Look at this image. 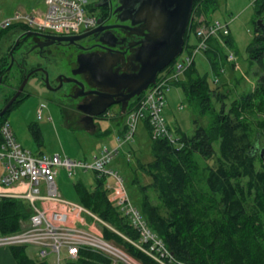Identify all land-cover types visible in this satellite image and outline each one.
Instances as JSON below:
<instances>
[{
  "label": "trees",
  "instance_id": "1",
  "mask_svg": "<svg viewBox=\"0 0 264 264\" xmlns=\"http://www.w3.org/2000/svg\"><path fill=\"white\" fill-rule=\"evenodd\" d=\"M216 2L193 0L192 9L198 6L205 16L204 20L208 21L211 18L209 11ZM254 4L252 20L255 32L246 46V52L250 61L264 70V27H258L256 22L258 17L264 15V0H254ZM196 26L190 15L184 47L192 46L188 37ZM9 30L13 28L1 29L0 35ZM222 37L224 43L233 48L234 41L229 33ZM221 48L217 37L208 39L205 53L215 76L222 70L218 59ZM6 64V61L0 60V73L5 70ZM260 79L263 81L264 76ZM173 84L183 89L199 115H209V121L202 125L194 119L193 134L179 132V144L175 145L166 138L153 136L147 119L143 120L150 136L152 159L146 163L139 160L137 167L150 176L151 181L146 185H137L142 195L138 208L150 229L176 259L190 264H264V156L260 155V133L254 140L250 139L243 113L252 95H242L226 110L224 98L227 93L209 86L208 75L199 74L195 60L184 71V77ZM24 96L21 92L11 106ZM212 97L222 102L218 109L212 106ZM4 119V115L0 116V124ZM29 128L35 140L39 141L41 133L38 126L30 124ZM125 130L123 123L122 131ZM215 141H218L216 163L206 166L202 179L204 187H201L194 177L197 167L195 155L205 159L214 157ZM257 159L260 167L256 165ZM94 175L91 188L77 181L74 189L80 204L117 231L102 224V236L142 264H160L122 236L137 240L138 232L129 223L128 217L114 205L106 188V178L97 172ZM242 179H245L244 186ZM149 187L156 191L160 204L151 201L146 193ZM247 194H253V211L246 205ZM29 215L25 200L1 198L0 232L21 230ZM11 251L16 264H49L46 259L30 256L26 252V245H13ZM70 264H113V261L100 252L80 248L77 258Z\"/></svg>",
  "mask_w": 264,
  "mask_h": 264
},
{
  "label": "rangeland",
  "instance_id": "2",
  "mask_svg": "<svg viewBox=\"0 0 264 264\" xmlns=\"http://www.w3.org/2000/svg\"><path fill=\"white\" fill-rule=\"evenodd\" d=\"M87 1L86 7L91 9V11L93 10V13L98 15L102 8L94 7V3L97 0ZM254 5V0H217L215 7L209 11L211 18L208 21L204 20L205 16L199 10L198 6L192 9L191 15L193 22L197 23V26L214 19L228 23L229 35L234 41V46L230 48L223 43V37H217L219 45H222L220 50L221 57L218 58L219 65L222 68L221 72L216 76L214 75L205 51L197 53L195 56V66L199 74L208 75V83L211 88H216L219 91L227 93V96L224 98L226 110L233 101H239L242 95L249 93L252 95L249 101L250 104L246 105L244 109V119L248 123V134L250 139L254 140L257 133H260L259 144L264 148V80L262 81L260 79L261 76H264V70L255 62H251L246 52V46L255 32L252 20L254 17ZM43 9V0H0V12L3 14L30 12L37 17L41 15ZM258 19L264 24V15L258 17ZM18 30L21 29L9 30L0 35V60L8 63V52L13 45V38ZM30 30L32 29L26 31ZM188 41L192 44L196 42L194 32L189 35ZM186 50L187 47H184L183 53H185ZM230 52L235 56L234 62L229 61L227 57L224 58V56ZM63 58L62 54L59 53L50 54L47 55V58H41L40 64L45 66V69L53 75L55 72L63 69V65L65 64ZM33 61L34 56H31V60L27 62V66L29 67ZM174 61L176 60L173 59L165 66L158 73L157 78L162 71L168 69ZM8 76V80L0 84V109L8 101L4 102V100L10 96L12 91L15 92L19 85V69L16 66L13 67ZM183 77L184 73L181 78ZM40 81L41 79L38 74L30 76L22 90L23 95H25L24 98L18 100L13 106H11L12 103L10 105L11 108L9 107L3 114L4 118L9 122L16 140L22 147L30 150L32 154H53L58 152L73 159L91 160L104 146L113 148L118 144L117 137L123 139L125 132L122 131V125L125 123L126 119L117 106L113 105L106 116L96 118L94 121V129H85L76 120L67 118L66 114L63 112L61 100L56 99L58 98V94H54L47 90L46 87L42 86ZM165 94L166 104L163 107V116L167 121L169 129L176 137H179V132L181 131L187 134H193L195 129L194 119L202 125L208 123L209 115H199L194 106L187 100L180 86L172 84L168 90L165 91ZM221 103V101L212 97V106L216 109L219 108ZM39 106H43L40 117H38L37 112ZM69 118H71V116ZM30 124H36L38 126L41 133V139L39 141L35 140L32 135L29 128ZM213 146L216 151L214 157L205 159L195 155L197 167L196 171H194V177L195 181L198 182L201 187H204L202 179L206 173V166H214L216 163L215 159L216 156H218V141H215ZM128 157L130 158L129 161L127 160ZM151 159L150 136L148 130L144 126L143 120H139L132 139L122 143L117 155L109 164L110 168L117 170L123 178L130 201L137 208L142 199L141 192L138 190L137 185H146L151 181L150 176L137 167V163L139 160L146 163ZM256 165L260 167L258 159L256 160ZM94 177V171L92 170L78 168L72 176H68L66 171L60 168L56 176V184L59 192L65 199L79 202L74 189V183L80 181L91 188L94 184ZM106 180L110 185L113 184V179L111 177L107 176ZM241 183L244 186L245 179H242ZM109 193L111 195V192ZM146 193L153 203L160 204V199L156 191L151 187L146 190ZM247 195L246 205L253 211L255 210L253 205V194ZM113 203H115L114 200ZM86 218L101 234L102 224L108 226L110 229H114L106 222L105 224L93 218L90 221L91 218L88 216H86ZM143 218L146 220L144 216ZM129 223L131 224L130 221ZM146 223L148 225L147 220ZM132 227L134 228L133 225ZM111 242L114 243L113 241ZM33 247L36 248L33 245H26V252L31 256L33 254L31 253ZM45 259L49 264H57L56 255L54 253H50ZM72 261L73 260L69 261L61 258L60 264H70ZM136 261L142 264L139 260L136 259ZM124 262L125 261H123V263ZM113 264L119 263L113 262Z\"/></svg>",
  "mask_w": 264,
  "mask_h": 264
},
{
  "label": "built area",
  "instance_id": "3",
  "mask_svg": "<svg viewBox=\"0 0 264 264\" xmlns=\"http://www.w3.org/2000/svg\"><path fill=\"white\" fill-rule=\"evenodd\" d=\"M87 3V0H43L44 9L37 17L30 12H0V30L12 27L14 30L32 29L56 35H75L93 28L97 23L98 15L86 7ZM228 33V23L218 19L196 26V42L185 53L183 46L174 58L176 61L139 94L124 114L126 130L123 139L117 137L118 144L113 148L104 146L91 160L73 159L58 152L34 155L21 146L9 122L4 119L0 124V199L11 197L26 200L30 215L27 225L21 230L0 234V246L33 245L41 259L54 253L57 264H60L61 258L75 260L80 248L100 252L115 263L125 261L128 264H140L120 246L104 238L86 216L91 218L90 221L92 218L105 223L104 221L79 202L65 199L59 192L56 184L58 169L62 168L68 176H72L76 169L81 168L113 179L112 185L106 180L111 199L138 231L137 240L122 235L126 240L160 264H190L176 259L163 241L149 229L139 209L131 203L123 178L109 164L122 143L132 139L139 120L147 119L153 136L179 144L178 137L169 129L163 116L165 91L181 78L197 53L208 48L210 37L219 38ZM227 59L234 62V54H227ZM40 116L38 111V117Z\"/></svg>",
  "mask_w": 264,
  "mask_h": 264
},
{
  "label": "flooded vegetation",
  "instance_id": "4",
  "mask_svg": "<svg viewBox=\"0 0 264 264\" xmlns=\"http://www.w3.org/2000/svg\"><path fill=\"white\" fill-rule=\"evenodd\" d=\"M103 2L104 4L102 5H94V7H100L102 10L98 14L96 25L93 27L103 28L72 43L53 40L46 35L55 36L56 34L48 31L30 30L34 33L27 36L23 30L16 31L17 34L13 38L12 43L14 44L15 40L18 39V44L12 52L14 60L10 68L7 69L10 63V58L8 57V63L4 67L5 70L0 73V84L8 80L9 72L15 66L20 72L19 83L28 72L35 70L30 76L38 74L42 86L46 87L50 92L58 94L56 99L61 100L63 112L67 118L76 120L83 127L86 123H89L83 108L95 109V106L90 105L95 98V90L112 93L114 102L104 104V112L94 115L93 122L96 118L106 116L113 105L117 106L122 114H125L136 101L139 94L127 98L128 92L126 88L120 86L114 90L109 87L97 86L95 84L97 81L87 71L74 72L79 69L77 55L89 52L96 53L101 57L102 61H104L103 67L108 63L113 65L112 68L119 73L131 75L137 73L141 67V63L135 56L144 39L146 30L139 22L132 23L130 18L121 20L118 17L119 12L115 10L118 6L117 0H103ZM101 35L112 45L102 42L100 40ZM54 53L62 54L65 64L62 70L51 75L45 69V66L40 64V60ZM31 56H34V61L28 67L27 62L31 60ZM70 116L71 118H69Z\"/></svg>",
  "mask_w": 264,
  "mask_h": 264
},
{
  "label": "water",
  "instance_id": "5",
  "mask_svg": "<svg viewBox=\"0 0 264 264\" xmlns=\"http://www.w3.org/2000/svg\"><path fill=\"white\" fill-rule=\"evenodd\" d=\"M118 17L121 20L131 19L132 23H141L146 30L141 46L137 49L135 58L141 63V67L137 73L127 75L119 73L116 69L106 63L103 67L104 61L96 53H80L77 55V62L79 69L74 72L87 71L90 76L97 81V86L109 87L116 90L118 87L127 89V98L140 94L150 83L155 81L156 74L167 66L175 56L182 50L184 45V35L190 15L193 8V0H117ZM104 4L103 0L94 3L95 6ZM257 26L264 27L260 19H256ZM103 27H95L83 33L75 35H46L56 41H68L70 43L83 38L92 32H96ZM25 35L34 32L26 31ZM100 40L104 43L108 42L102 35ZM18 44V39L8 52L10 63L7 69L10 68L14 57L13 50ZM28 72L22 81L19 83L17 89L8 101L0 109V116L10 107L13 101L20 95L29 76L34 72ZM94 100L90 105L95 106L91 110L83 108L89 123L84 127L86 129H94L93 116L104 112V104H111L114 102L113 94L101 92L98 90ZM107 99V100H106ZM97 107V109H96ZM264 148H261L260 155L263 156Z\"/></svg>",
  "mask_w": 264,
  "mask_h": 264
},
{
  "label": "crops",
  "instance_id": "6",
  "mask_svg": "<svg viewBox=\"0 0 264 264\" xmlns=\"http://www.w3.org/2000/svg\"><path fill=\"white\" fill-rule=\"evenodd\" d=\"M42 107L43 106H39L37 108V112L40 111V115H41ZM25 225H27V221H26ZM0 234H2V233L0 232ZM31 253H33L32 257L38 258L37 248L33 247ZM0 264H16L15 258L12 254V251H11V246H4V245L0 246Z\"/></svg>",
  "mask_w": 264,
  "mask_h": 264
},
{
  "label": "bare ground",
  "instance_id": "7",
  "mask_svg": "<svg viewBox=\"0 0 264 264\" xmlns=\"http://www.w3.org/2000/svg\"><path fill=\"white\" fill-rule=\"evenodd\" d=\"M3 234V233H2Z\"/></svg>",
  "mask_w": 264,
  "mask_h": 264
}]
</instances>
